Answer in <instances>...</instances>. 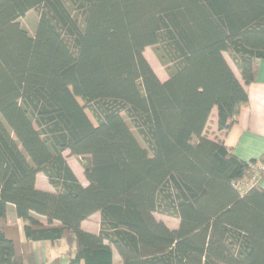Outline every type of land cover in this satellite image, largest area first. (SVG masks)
I'll list each match as a JSON object with an SVG mask.
<instances>
[{
  "label": "trees",
  "instance_id": "1",
  "mask_svg": "<svg viewBox=\"0 0 264 264\" xmlns=\"http://www.w3.org/2000/svg\"><path fill=\"white\" fill-rule=\"evenodd\" d=\"M261 61L264 0H0V264L62 241L70 264H264V157L205 134L215 110L220 134L238 122Z\"/></svg>",
  "mask_w": 264,
  "mask_h": 264
},
{
  "label": "crops",
  "instance_id": "2",
  "mask_svg": "<svg viewBox=\"0 0 264 264\" xmlns=\"http://www.w3.org/2000/svg\"><path fill=\"white\" fill-rule=\"evenodd\" d=\"M165 82V79H160ZM249 102L241 110L238 122L225 134L218 132L217 112H213L206 136L216 141L222 140L226 147L245 162L260 160L264 157V61L259 63L257 80L248 87ZM42 174L37 177V187L41 190L51 191L47 179ZM44 178V182H40ZM259 185L264 189V174L259 180ZM86 186V185H84ZM98 218V221H93ZM10 223L20 226L22 241L24 237V223L15 216L14 209L10 208L8 213ZM82 228L90 233L99 234L100 215L96 214L82 224ZM37 264H70L64 242L51 244L48 242H37L33 244ZM83 264V263H81ZM113 264H122L121 258L116 250L113 254Z\"/></svg>",
  "mask_w": 264,
  "mask_h": 264
},
{
  "label": "rangeland",
  "instance_id": "3",
  "mask_svg": "<svg viewBox=\"0 0 264 264\" xmlns=\"http://www.w3.org/2000/svg\"><path fill=\"white\" fill-rule=\"evenodd\" d=\"M38 20H39V12L37 10H35V11L29 12L25 17L20 19V23L31 35H34L35 30L37 28ZM144 56L160 79H165L168 77V74H167L165 68L160 63L159 59L157 58V56H156V54L152 48H147L145 50ZM226 58H227L228 62L232 65V67L234 68V65L232 64L228 55H226ZM79 101H80L81 105H84V103L81 100H79ZM86 113L89 116V118L91 119L92 123L94 125H97V122L95 121V119H94L93 115L91 114V112L89 111V109L86 110ZM65 156L67 157L68 164L70 165V167L72 168V170L74 171V173L76 174V176L78 177L80 182L83 185L87 186L88 182L86 180L85 170L82 166L81 161L78 158L71 156L69 152H66ZM41 176L43 177V175H41ZM44 181H45L44 178H42V179L40 178L41 183ZM156 217L158 220H163L170 228L178 227V224H179L178 220H176L174 218H170V217L162 216V215H158V214L156 215ZM93 221L94 222L98 221V218H94Z\"/></svg>",
  "mask_w": 264,
  "mask_h": 264
}]
</instances>
